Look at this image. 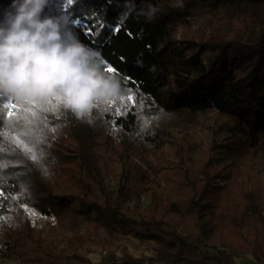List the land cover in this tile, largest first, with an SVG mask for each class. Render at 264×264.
<instances>
[{"label": "trees", "instance_id": "trees-1", "mask_svg": "<svg viewBox=\"0 0 264 264\" xmlns=\"http://www.w3.org/2000/svg\"><path fill=\"white\" fill-rule=\"evenodd\" d=\"M48 1L44 14L66 17L79 41L117 70L120 92L84 119L55 100L26 112L0 96V259L91 264L51 247L97 245L103 233L104 251L130 236L155 243L167 263L236 264L248 253L264 264V175L251 172L264 153V0ZM10 3L0 0V20ZM194 12L213 15L231 37L178 40ZM213 113L219 125L196 152L192 133ZM162 179L176 200L141 207ZM124 255L103 260L143 264Z\"/></svg>", "mask_w": 264, "mask_h": 264}, {"label": "clouds", "instance_id": "clouds-1", "mask_svg": "<svg viewBox=\"0 0 264 264\" xmlns=\"http://www.w3.org/2000/svg\"><path fill=\"white\" fill-rule=\"evenodd\" d=\"M48 0H11L0 20V96L31 109L55 100L78 119L120 92L99 53L82 44L66 17L44 14Z\"/></svg>", "mask_w": 264, "mask_h": 264}, {"label": "rangeland", "instance_id": "rangeland-1", "mask_svg": "<svg viewBox=\"0 0 264 264\" xmlns=\"http://www.w3.org/2000/svg\"><path fill=\"white\" fill-rule=\"evenodd\" d=\"M183 0H173L174 4H181ZM50 3V1H48ZM64 4L60 3L59 7ZM63 11V8L61 9ZM221 22H218L213 15L204 12H194L191 19L190 25L186 28H179L177 39L181 40L182 37L185 38H195L196 40L213 38L218 35H223L226 38H230V29H226L225 26L222 27ZM235 37H241L239 33ZM9 106H11L9 104ZM205 124V125H204ZM197 129L193 131L192 135V147L197 152L200 145H204L212 141L213 138V128L218 127V117L215 113L212 114L209 121L204 123ZM192 153L195 156V153ZM251 172L254 175L263 176L264 175V153L260 154L251 166ZM167 174H172L171 169H167ZM158 187L154 193L144 195L141 202V207L149 208L158 203H162L167 199L172 201L176 200L175 194L172 190L171 185L165 179L158 181ZM112 186H115V181L112 182ZM127 207L133 209L135 206V197L131 196L130 200L127 202ZM44 226L43 222H40L39 227ZM87 225H83L81 233L85 232ZM97 245H92L90 242H81L78 240H66L61 243H56L51 247V251L59 256L66 257L73 254H79L88 258L91 264H105L104 258L107 257L109 253H114L118 260H123L124 249H126L134 259L140 260L143 264H182L179 262H169L162 260L158 256L157 246L153 242H141L140 240L127 236L121 237L114 241L110 248L103 250L101 245L105 242V235L102 233L97 238H93ZM214 253L213 250H210ZM194 260H202L201 256H194ZM236 264H255L256 261L251 254L243 253L238 257L234 258ZM64 264H86L78 263L76 261H64ZM0 264H26L22 262L18 257L12 256L9 259H0ZM37 264V263H29ZM203 264H223L215 259H204Z\"/></svg>", "mask_w": 264, "mask_h": 264}, {"label": "snow or ice", "instance_id": "snow-or-ice-1", "mask_svg": "<svg viewBox=\"0 0 264 264\" xmlns=\"http://www.w3.org/2000/svg\"><path fill=\"white\" fill-rule=\"evenodd\" d=\"M66 3H67V5H72L73 4V0H66ZM75 23L79 24L80 21L77 20V21H75ZM115 31H119V28H116ZM87 32H88L89 35L93 34L92 33V29H88ZM102 64L105 65V67H104L103 70L106 73L112 74L111 76L118 75L117 70L115 68H113L112 66L107 65V62L106 61H103L102 60ZM120 99H121V102H123L124 97H120ZM126 99H127V101L133 102V106L135 105V100H134V97L132 95H127ZM48 103H51V100L48 101ZM107 103L109 104V106H111L112 104L115 103V101L110 100V101H107ZM11 107L15 108L16 105L13 104V105H11ZM33 107H39V105H34ZM25 111L27 112V111H31V110L30 109H25ZM121 114H122L121 113V109L120 108H116V115H121ZM9 115H11V113H9ZM33 115H35V113H33ZM29 151H32V149H29ZM31 158L33 160H36L37 159V156L35 154H33ZM0 195H2V193H0Z\"/></svg>", "mask_w": 264, "mask_h": 264}]
</instances>
